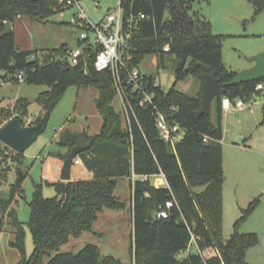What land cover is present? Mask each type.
Instances as JSON below:
<instances>
[{"label": "trees", "instance_id": "16d2710c", "mask_svg": "<svg viewBox=\"0 0 264 264\" xmlns=\"http://www.w3.org/2000/svg\"><path fill=\"white\" fill-rule=\"evenodd\" d=\"M191 1L120 0L124 17L142 15L130 42L132 57L127 68H139L145 55L154 54L158 66L170 62L176 80L191 74L200 85L196 95H188L175 88L176 82L165 90L153 77L142 73V83L146 91L152 93V103L148 107L139 106L140 97L126 87L130 105L126 120L123 112L112 104L117 89L111 71L95 69L94 52L86 63L53 62L52 51L67 45L63 43L46 50L47 59L42 61L36 50H20L13 32L6 31L7 24L17 17L44 21L61 12L65 8L58 0H0V86L6 82L19 83L16 78L19 72L23 74L22 82L46 85L48 89L39 93L37 102L49 112L68 85L93 86L99 92L94 103L101 116L97 133L65 129L56 142L58 150L49 152L53 174L58 178L70 149L83 145L76 158L83 162L92 177L49 182L42 173L41 181L34 183L29 202L28 227L33 241L29 256L25 255L24 229L14 207L18 198H24L22 182L28 173L20 168L22 153H16L0 141V185L7 179L9 161L18 165L8 197L0 192V231L7 215L15 229V237L9 245L21 256L17 264H247L246 251L257 243V235L238 232L237 226L255 209L257 199L242 209L229 238L224 239L222 235L221 99L249 101L255 94L259 95L255 86L264 83V78L227 84L237 72L227 68L222 60L221 36L211 32L208 21L197 14L190 15ZM247 1L253 8L251 19L264 11V0ZM166 45L168 50H164ZM206 74L218 78L220 83V91L212 102L213 120L212 106L207 115L196 113L201 105V85ZM28 105L27 100L20 98L11 108L1 107L0 121L12 114L27 116ZM156 110L171 116L180 126L182 136L174 143L161 138L155 125ZM159 174L163 175L167 186H156L150 181ZM143 176L147 178L141 179ZM125 177L129 179L133 222L130 262H122L113 255L101 256L98 246L90 242L76 252H59L70 237L91 231L104 208H126V201L114 195L118 181H112ZM44 183L54 187L52 197L42 194ZM169 199H174V204L168 216H157L159 205ZM149 211L152 220H148ZM191 243L197 251L178 258V252ZM208 248H213L216 254L203 257L201 252Z\"/></svg>", "mask_w": 264, "mask_h": 264}, {"label": "rangeland", "instance_id": "374dc122", "mask_svg": "<svg viewBox=\"0 0 264 264\" xmlns=\"http://www.w3.org/2000/svg\"><path fill=\"white\" fill-rule=\"evenodd\" d=\"M119 0H82L81 6L85 14L97 21L108 10H113ZM76 8L64 9L49 16L44 21H34L22 16L7 24L6 31L13 32L15 42L20 50L35 51L42 61L47 59L46 50L67 44L76 45L78 29L71 25ZM190 15H199L210 23L211 32L221 36V57L227 68L241 72L252 66L249 58L264 47V11L251 19L253 8L247 0H192ZM167 61L165 66H158L157 57L148 54L143 57L138 67L140 71L156 80L162 89H169L175 82V88L188 95H196L199 88L198 80L188 74L182 80H176L172 66ZM42 84L26 82L1 83L0 108H11L16 99L29 102L27 117L32 121L40 120L45 110L37 102L39 93L47 90ZM95 88L87 86L78 88L68 85L62 98L52 108L45 130L40 133L22 153L23 166L27 176L22 182L24 198H18L14 203L17 218L24 229L25 255L33 250V241L28 220L30 217L29 202L32 198L34 183L41 181L44 162L52 167L49 152L58 150L56 138L60 131H82L97 133L101 116L95 106ZM248 107L244 110L223 112L222 152L224 153V183L222 235L228 239L234 230V223L240 217L242 209L257 199L256 207L237 226L238 232H253L257 235V243L246 251L247 264H264V101L261 94L254 95L245 101ZM112 104L117 110H122L121 99L116 95ZM214 109L210 112L214 118ZM13 114L11 115V117ZM246 144L245 146L243 145ZM234 146L237 147H232ZM244 146V147H242ZM11 168L7 179L0 185V192L8 197L10 185L15 181L17 164L9 161ZM73 177H84L83 166L73 163ZM59 178H56L57 180ZM85 179V178H82ZM132 179V177H131ZM54 181V180H53ZM155 185L162 183L161 177H151ZM50 182V181H49ZM52 182V181H51ZM42 194L52 197L55 194L51 184L42 185ZM114 195L122 201L129 202L130 185L128 178H122L114 188ZM124 224L123 227H119ZM100 228V229H99ZM95 229L104 230L105 236L100 239L102 253L111 254L122 262L129 263V227L126 218L103 217L95 224ZM92 233H85L79 238L71 237L59 248V252H76ZM15 237V229L6 215L0 231V264H17L20 260L19 251L9 245ZM98 240V239H96ZM196 246L191 243L186 249L178 252V258H183L189 252H196ZM203 257L208 253L202 251ZM47 260V258H45Z\"/></svg>", "mask_w": 264, "mask_h": 264}, {"label": "built area", "instance_id": "2783aa9c", "mask_svg": "<svg viewBox=\"0 0 264 264\" xmlns=\"http://www.w3.org/2000/svg\"><path fill=\"white\" fill-rule=\"evenodd\" d=\"M81 1L82 0H58L59 5L65 9L76 8V12L73 14L74 19H72L70 24L77 27L78 35L75 46L71 47L65 45L52 51L51 60L53 62L70 63L72 65L78 64L79 61L86 63V60L91 55L90 53L94 52L93 66L98 71L106 69L111 71L116 85L117 95H119L121 99V111L127 120V113L130 105L127 93L125 92L126 87H130L131 92L140 97L139 106L148 107L152 103V93L146 91V87L142 83V72L140 69L137 67L129 69L126 66L127 62L132 57L130 42L134 32L138 29V23L142 15L138 14L124 17L119 0V4L116 8L108 10L99 20L92 21L85 14L81 6ZM164 50H168L167 45L164 47ZM16 78L19 82H22L23 74L19 72ZM255 89L259 91L264 101V83H257ZM246 106L249 105L239 98L230 99L229 97H223L221 99V109L223 112L242 109ZM171 109L175 110V107ZM8 119L0 121V126ZM21 122L26 126L35 124L34 121L23 115H21ZM155 125L161 138L165 141L174 143V141L182 136L180 126L175 123L171 116H168L162 111L156 110ZM207 139L208 137L205 136L204 140ZM79 162L80 159H74V163ZM153 177H161L162 183L160 185L167 186L162 174ZM146 178V176L141 177V179ZM173 204L174 199H169L163 205H159L157 216L167 217L168 211Z\"/></svg>", "mask_w": 264, "mask_h": 264}, {"label": "water", "instance_id": "95a60500", "mask_svg": "<svg viewBox=\"0 0 264 264\" xmlns=\"http://www.w3.org/2000/svg\"><path fill=\"white\" fill-rule=\"evenodd\" d=\"M249 61L252 66L241 72H237L227 84L245 83L248 81L258 80L264 78V47L262 50L253 54ZM220 91V83L218 78L211 74H206L205 79L201 85V105L196 111L198 115L209 114L214 98ZM50 112L45 111L42 118L33 125H23L21 122V115L14 114L2 126H0V141L14 150L16 153H23L24 150L36 140L37 136L42 133L47 125ZM84 148L83 145L73 146L67 157L63 160L59 179L69 181L71 178V167L77 154ZM114 183L117 178H113ZM148 220H152L151 212H148Z\"/></svg>", "mask_w": 264, "mask_h": 264}, {"label": "crops", "instance_id": "0c3cea01", "mask_svg": "<svg viewBox=\"0 0 264 264\" xmlns=\"http://www.w3.org/2000/svg\"><path fill=\"white\" fill-rule=\"evenodd\" d=\"M104 16V15H103ZM103 16H101V17H103ZM100 17V18H101ZM99 18V19H100ZM98 19V20H99ZM76 43H77V41H76ZM90 87H93V86H90ZM93 88H95V87H93ZM199 88H200V85H199ZM199 88H198V90H199ZM95 92H96V97H95V99L97 98V96H98V94H99V92H98V90L95 88ZM95 99H94V102H95ZM246 107H248V106H246ZM246 107H244V108H246ZM244 108H242V109H237V110H233V111H238V110H244ZM223 117V116H222ZM100 125H101V123H100ZM100 125H99V128H100ZM83 130H86V129H83ZM63 131V130H62ZM62 131H60V133L62 132ZM88 132V131H87ZM89 133V132H88ZM89 134H95V133H89ZM60 135V134H59ZM59 135H58V137L56 138V141L58 140V138H59ZM222 144V143H221ZM235 144H233V146L232 147H237L238 148V146H234ZM243 145L245 146L246 144H244L243 143ZM244 146H242V147H244ZM223 151V150H222ZM224 153L222 152V158H224ZM48 163L47 162H44V164H43V166L45 165V167H44V170L46 171V174H45V176H46V179L48 180V181H55V179H56V177L54 176V174H53V171H52V167H47L48 165H47ZM77 165H81V166H83V170L85 171V176L83 177L82 176V178H85V179H90L91 177H92V173L91 172H89L86 168H85V166H84V164H83V162L80 160V162L79 163H76ZM222 167H223V169H224V160L222 161ZM73 174H72V167H71V178H70V180H77V179H82L81 177H73L72 176ZM59 178V177H58ZM159 178V177H158ZM132 179H133V176H132ZM120 180V179H119ZM119 180H117V181H119ZM118 183V182H117ZM155 185V184H154ZM156 186H159V185H156ZM161 186V185H160ZM222 193H223V189H222ZM127 203V206H126V208H124V209H122V210H112V209H109V208H104L99 214H98V217H97V219H96V221L94 222V224H93V226H92V230L91 231H85V232H82L81 234H80V236H78V237H75V238H79V237H81V236H83V234H85V233H92L93 235V237H94V239L95 240H92V238H90L89 240H87L85 243H88V242H90V243H94V244H96L97 246H98V248H99V251H100V255L101 256H105V255H111V254H106V253H102V251H101V243H100V239H102L104 236H105V232H104V230H99V229H95V224H96V222H98L99 220H100V218H103V217H111V218H118V217H120V219H123V218H126V220H127V226L129 227V239H130V243H131V237H132V231H133V222H132V207H131V204L129 203V202H126ZM123 225L124 224H120L119 225V227L121 226V227H123ZM71 238V237H70ZM69 238V239H70ZM96 239H98V240H96ZM204 252H206V253H208V255H210V256H213V255H215L216 254V251L213 249V248H208V249H206V250H204ZM130 255V254H129ZM187 255V254H186ZM185 255V256H186ZM184 256V257H185ZM210 256H208V257H210Z\"/></svg>", "mask_w": 264, "mask_h": 264}]
</instances>
